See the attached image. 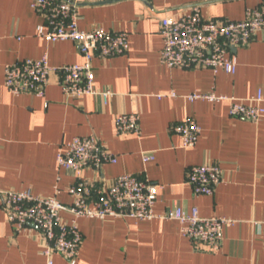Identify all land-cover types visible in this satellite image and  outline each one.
Returning <instances> with one entry per match:
<instances>
[{
	"label": "crops",
	"instance_id": "0c3cea01",
	"mask_svg": "<svg viewBox=\"0 0 264 264\" xmlns=\"http://www.w3.org/2000/svg\"><path fill=\"white\" fill-rule=\"evenodd\" d=\"M79 26L99 25L128 32L126 53L95 57L94 85L100 94L66 95L50 75L44 95L12 93L4 83V67L18 59L45 53L52 65L81 62L79 46L70 39L49 41L37 35L45 24L32 0H0V187L30 189L65 203L75 176L58 164L57 154L75 135L95 134L116 156L99 169L87 166L84 177L111 184L122 173H138L158 183L151 219L106 217L78 219L83 238L76 264H264V115L258 121L229 114V101H190L195 90L249 99L264 97V30L245 46L233 47L237 70L168 67L161 61L160 18L177 16L199 3L202 16L241 20L261 0H71ZM174 90L175 96L170 95ZM264 104V101H263ZM138 112L140 130L119 134L115 116ZM193 117L201 126L197 143L182 145L173 125ZM145 153L154 157L144 159ZM220 165L223 181L212 195L195 193L187 181L192 164ZM1 203V202H0ZM196 205L202 216L235 219L224 227L219 249L192 242L177 219L165 216L175 206ZM64 219H70L63 212ZM39 231L29 224L20 231L0 204V264H47L40 252ZM53 264H69L54 254Z\"/></svg>",
	"mask_w": 264,
	"mask_h": 264
},
{
	"label": "built area",
	"instance_id": "2783aa9c",
	"mask_svg": "<svg viewBox=\"0 0 264 264\" xmlns=\"http://www.w3.org/2000/svg\"><path fill=\"white\" fill-rule=\"evenodd\" d=\"M35 11L44 15L46 22L37 27V35L49 41L73 40L83 56L81 62L52 65L45 53L39 58L18 59L4 67V83L15 94L34 93L44 95V89L54 72L64 93L70 97L100 94L106 101L110 89L98 90L94 85L93 60L127 52L128 32L106 29L93 25L89 29L79 26L77 4L71 0H32ZM264 30V0L255 8H248L241 20L220 21L204 18L199 3L187 7V11L173 16L165 14L159 21V33L163 38L161 61L168 67L211 68L234 73L237 55L233 47L247 45L258 31ZM170 95L175 96L172 90ZM190 101L203 99L212 102L229 101V114L242 119L258 121L264 115V97L261 91L249 99L226 93L195 90L186 94ZM119 134L138 132V112H121L115 116ZM184 147L194 146L201 133V126L193 117L173 125ZM154 157L145 153L144 159ZM117 156L107 149L95 134L75 135L65 141L57 154L60 166L75 176L67 188L72 200L65 203L52 195H39L30 189H4L0 187V204L8 221L20 231L33 224L39 231L40 252L53 264L54 254L63 256L69 264H76L82 243L78 225L81 217H134L151 219L156 215L154 204L159 184L138 173L117 175L111 184L84 177L87 166L99 169L106 162H116ZM187 181L195 193L212 195L223 181L220 165L203 162L190 165ZM63 212L71 215L63 218ZM177 219L180 231L192 242L202 243L212 250L220 248L224 227L235 219L211 215L202 216L196 205L190 209L175 206L165 213Z\"/></svg>",
	"mask_w": 264,
	"mask_h": 264
}]
</instances>
